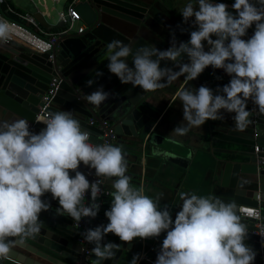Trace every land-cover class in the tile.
<instances>
[{
  "label": "clouds",
  "instance_id": "clouds-1",
  "mask_svg": "<svg viewBox=\"0 0 264 264\" xmlns=\"http://www.w3.org/2000/svg\"><path fill=\"white\" fill-rule=\"evenodd\" d=\"M231 8L235 14L225 3L190 0L180 13L186 23L194 18L191 23L195 30L190 31L188 41L178 45L173 35L165 50L146 45L133 49L120 40L107 45L108 71L122 84L130 83L144 91H155L180 76L192 81L208 66L223 69L231 77L215 94L204 85L179 91L186 124L173 128L177 136L186 135L207 120H222L221 109L234 113L235 129L243 131L249 123V100L264 113V0H234ZM253 25V34L242 39ZM12 38L9 22L0 18V43ZM185 56L187 62H183ZM161 61H171L172 66L161 67ZM95 75L101 77L103 72L97 70ZM86 83L90 87L95 80ZM109 95L101 85L84 99L98 107ZM42 122L44 127L38 133L30 130L24 118L0 126V260L9 257L15 243L10 238L40 232L39 214L51 207L41 199L45 193L58 200L56 215L66 214L76 222L96 217L102 181L90 182L78 171L83 163L94 169L98 178H116L110 208L104 212L108 223L81 233L94 245L96 264L112 258L118 247L114 242H104L108 233L123 242L166 233L154 264H253L256 252L244 243L247 229L234 203L181 192L182 203L173 219L168 207H159V196L151 198L142 188L130 186L120 146L91 142L89 133L70 112L49 113ZM86 193L90 199L84 204ZM139 258V254L134 255L130 264H137Z\"/></svg>",
  "mask_w": 264,
  "mask_h": 264
},
{
  "label": "water",
  "instance_id": "water-1",
  "mask_svg": "<svg viewBox=\"0 0 264 264\" xmlns=\"http://www.w3.org/2000/svg\"><path fill=\"white\" fill-rule=\"evenodd\" d=\"M143 4L139 0H78L74 8L80 16L83 31L78 33L71 30L59 37L45 53L32 51L15 42L0 43V126L18 118L32 122L38 112L40 97L48 89L51 79L58 78L60 82L52 98L50 113L70 112L80 122L82 130L89 132L91 142L102 144L106 139L108 144L120 146L126 157V175L131 177L136 166H142L144 156L152 152L158 156L163 153L166 161L176 164L182 161L187 167L192 155L183 157L171 147L160 146L154 141L157 138L154 133L157 112L150 100L154 91H144L130 83L122 84L106 67L107 45L112 40H120L133 49L144 45L154 47L139 32L141 28L151 29L149 9ZM51 11L49 9V16H42L40 12L34 14L35 20L46 29L51 27L46 21ZM56 27L63 28L64 23L59 21ZM127 63L132 66L131 58ZM165 66L170 67L171 61H161V67ZM97 70L102 71L103 76L96 77ZM89 79L95 80L90 87L86 83ZM101 85L110 95L97 107L84 97ZM248 109L253 113L249 121L254 122L256 119L255 123L261 129L264 113L256 112L258 107L255 104ZM220 111L234 116V113H227L223 109ZM89 119L95 120L96 124L89 125ZM103 120L107 121L108 127L100 129L98 126ZM43 127L40 121L30 130L38 133ZM110 131L115 136L113 139L109 137ZM105 133L108 137L104 136ZM261 155L254 154L248 159L226 162L222 171H215L208 180L204 196H214L225 203H234L237 214L240 206L257 207L258 196L264 202V169H259L257 165ZM77 170L90 181L92 169L81 163ZM74 174L70 170V176ZM114 179L102 177V185L110 194L98 198L100 209L95 218L87 217L88 228L108 223L104 212L111 205ZM41 199L48 201L53 210L59 207L58 200L53 199L50 193H45ZM262 215L264 217V210ZM240 219L247 229L244 243L256 252L253 264H260L264 262V248H261L258 237L252 233L256 228L252 221L242 217ZM75 237L76 230L75 236L68 238L59 232L54 223L45 221L37 234L10 238L15 243L8 259L2 260V263L75 264L80 259L84 262V251L88 249L86 264H96L97 257L92 252L94 245L79 244ZM104 242H114L118 247L114 249V256L103 261V264H130L132 257L139 254L133 240L123 242L108 233Z\"/></svg>",
  "mask_w": 264,
  "mask_h": 264
},
{
  "label": "crops",
  "instance_id": "crops-1",
  "mask_svg": "<svg viewBox=\"0 0 264 264\" xmlns=\"http://www.w3.org/2000/svg\"><path fill=\"white\" fill-rule=\"evenodd\" d=\"M33 6V10L13 0H7L8 6L17 12H28L34 16L37 7L41 11L43 9L38 5L41 0H29ZM48 1H51L52 6H48ZM143 5L148 7L150 13L151 29H140L143 37L156 48L165 50L170 46L173 35L177 45L179 42L189 40L190 31L195 30L194 25L189 22H184L181 16V10L190 2V0H139ZM62 2V10H65L70 0H46L49 9H56V4ZM194 2V0H193ZM213 3H225L228 5V11L235 14V10L231 8L234 0H212ZM253 3L256 0H252ZM4 15L17 17L5 10V5L1 6ZM57 11V16L58 12ZM46 16V15H42ZM8 18V17H7ZM36 21V20H35ZM59 22L57 17V23ZM36 23L42 31L54 32L57 30L56 22H47L50 29L42 27L37 21ZM83 26L80 22L77 26ZM254 25L247 30V34L242 39L247 40L254 31ZM214 38V37H213ZM208 50L205 44V51ZM183 62H187V57L183 58ZM172 66V62H171ZM170 66V67H171ZM178 70V69H176ZM231 77L224 72L223 69L213 68L208 66L194 80L186 81L184 76H180L170 84L165 83L164 87L158 88L150 97L152 106L157 112L155 120L154 133L157 138L154 141L160 146H169L177 154L186 157L187 154L192 155L187 167L184 164H176L172 161H166L164 154L161 156L155 155L153 152L147 154L143 158L142 166H136L132 171L130 186L134 188H142L144 194L156 198L159 196V207H168L171 210L172 218H175L176 212L182 203L179 193L186 192L204 196V190L207 187L208 180L215 171H222L226 162L235 161L238 159H248L254 155L253 137L254 129L258 128L255 120L249 121L247 127L243 131L235 129L233 116L223 113L222 120H207L201 127H192L184 136H177L172 130L175 126L186 124L183 121L182 102L178 98V93L181 89L187 87L190 89L199 88L204 85L213 90L214 94L218 87L226 85ZM249 106L254 107V103L249 100ZM257 107V106H256ZM249 110V109H248ZM252 117L251 109L249 110ZM254 112V111H253ZM260 112V111H256ZM255 114H258L256 113ZM249 116V117H250ZM97 134H95L96 136ZM153 145V144H152ZM152 147H155L154 145ZM159 150H162L159 148ZM173 157V156H172ZM264 182V176L262 178ZM264 204V202H263ZM39 219L42 223H54L59 232L68 238L75 236V230L72 226V219L68 215H56V210L49 209L42 211L39 214ZM166 233H161L156 238H134L136 242V252H139V262L144 264H154L157 253L159 251L162 240ZM146 254L151 262L142 258ZM51 264V263H47Z\"/></svg>",
  "mask_w": 264,
  "mask_h": 264
},
{
  "label": "built area",
  "instance_id": "built-area-1",
  "mask_svg": "<svg viewBox=\"0 0 264 264\" xmlns=\"http://www.w3.org/2000/svg\"><path fill=\"white\" fill-rule=\"evenodd\" d=\"M57 1V0H54ZM78 0H70L68 5L66 6L65 10L58 12V20L62 21L64 23V27L58 29L54 32H47L42 31L38 24L35 21V18L32 14L28 12H17L13 10L10 6L7 4V0H0V18H3L7 20L10 24L11 32L13 34L12 40L9 42H15L18 44H22L25 47L31 49L32 51L39 52V53H45L49 51L54 43L57 41V39L63 35L68 34L71 30H75L78 33L83 31V26H79L78 28L74 29L75 23L80 21L79 14L75 11L74 5ZM5 5V10L17 17V20H11L7 18L4 15L3 10L1 9V6ZM38 5L43 9V11L40 10L39 7H37L36 11L40 12L42 15L49 16V8L46 4V0H41V2H38ZM53 10V9H51ZM8 42V43H9ZM60 80L58 78H52L48 89L45 91V93L40 97V101L38 104V112L34 116V119L32 122H29L30 129L37 123L43 120V117L49 115L52 98L58 88ZM89 125H94L95 120L89 119L88 121ZM100 129H105L108 127L107 121L103 120L100 122V125L98 126ZM88 132V131H87ZM89 133V132H88ZM104 136L108 137V134H104ZM109 137L113 139L115 136L110 131ZM253 137L255 139L254 143V154H262L257 159V165L259 169H264V120L262 123V128H256L253 132ZM102 144H108V140H104ZM91 181H102V177H96L94 175V169L91 171ZM101 194L98 198H100L103 195H109V191L104 189L102 183H101ZM87 198H90V195L86 193L85 200L83 201L84 204H87ZM97 198V199H98ZM257 201V207H250V206H240L238 209V214L240 217L248 219L253 222L254 227L256 228L255 231H252L254 235H256L260 241L261 248H264V217L262 215V210H264V204L260 200V197L258 196L256 198ZM72 219V218H71ZM72 226L76 230V237L75 240L79 244H90L87 241L84 240L81 233H83L86 229H88L87 224V217H84L81 219V221L76 222L72 219ZM82 250H84L82 248ZM84 262H81V259L76 261L75 264H86L87 260L89 258V250L85 249L84 251ZM142 258L145 259L148 262H151L150 258L143 254ZM0 264L2 263V260H0ZM260 264H264V262H261Z\"/></svg>",
  "mask_w": 264,
  "mask_h": 264
},
{
  "label": "rangeland",
  "instance_id": "rangeland-1",
  "mask_svg": "<svg viewBox=\"0 0 264 264\" xmlns=\"http://www.w3.org/2000/svg\"><path fill=\"white\" fill-rule=\"evenodd\" d=\"M13 1H16L18 3H21L22 5L28 7V9L33 10V6H32V4H31V2L29 0H13ZM34 1H36V0H34ZM48 6H49V8H50V6H52L51 1H48ZM55 7H56V9L55 10H52L50 12V17L46 19V21L49 22V23L50 22H52V23H55L56 22L57 23V17H58L57 16V11H61L62 10V8H63L62 7V2L59 3V4H56ZM78 24H79V22L75 23L74 29L77 28Z\"/></svg>",
  "mask_w": 264,
  "mask_h": 264
},
{
  "label": "trees",
  "instance_id": "trees-1",
  "mask_svg": "<svg viewBox=\"0 0 264 264\" xmlns=\"http://www.w3.org/2000/svg\"><path fill=\"white\" fill-rule=\"evenodd\" d=\"M9 19H11V20H16V21H18L16 18H13V17H11V16H7ZM58 30V29H57ZM57 30H55V31H57Z\"/></svg>",
  "mask_w": 264,
  "mask_h": 264
}]
</instances>
